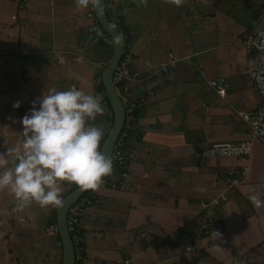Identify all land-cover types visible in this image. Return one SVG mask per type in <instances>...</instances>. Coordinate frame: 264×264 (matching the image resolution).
Here are the masks:
<instances>
[{"label": "crops", "instance_id": "0c3cea01", "mask_svg": "<svg viewBox=\"0 0 264 264\" xmlns=\"http://www.w3.org/2000/svg\"><path fill=\"white\" fill-rule=\"evenodd\" d=\"M29 2L18 8L12 0L0 1V89L6 91L0 93L6 118L0 153L13 147L7 135L22 136L20 118L47 88L63 90L68 80L79 89L81 77L91 78L99 93L101 66L111 49L92 33L87 12H93V0L85 8L76 0ZM243 6L238 18L234 0H181L179 5L172 0H113L111 9H121L128 18L125 52L134 69L149 71L167 63L169 55L177 61L172 71H158L133 86L139 115L128 131L133 152L129 175L115 188L99 185L94 190V202L81 217L83 264H185L181 246L188 243L198 251L191 264H264V205L257 208L248 199L256 192L264 200V146L248 135L235 114L261 101L244 71L243 39L264 27V0H243ZM246 15L252 16L251 23L243 22ZM192 22L202 26L191 29ZM71 63L75 76L66 68ZM218 77L227 83L223 98L208 84ZM16 101L23 114L9 120ZM222 141H249L251 151L243 157H197L200 149ZM233 171L243 174L221 206L223 232L201 238L199 201L225 189ZM3 191L10 200L0 199V212L6 209L13 223L0 234V264H50L38 257L36 225H15L26 216L10 207L15 198ZM168 233L174 237L161 241Z\"/></svg>", "mask_w": 264, "mask_h": 264}, {"label": "clouds", "instance_id": "9594fccd", "mask_svg": "<svg viewBox=\"0 0 264 264\" xmlns=\"http://www.w3.org/2000/svg\"><path fill=\"white\" fill-rule=\"evenodd\" d=\"M172 2L179 5L181 0ZM76 4L85 8L89 0H76ZM12 106L19 108L20 101ZM103 111L98 96L74 86L47 88L32 101V107L20 118L22 143L0 153V190L10 191L17 210L32 202L41 208L58 207L62 204L61 182L95 190L111 174L112 158L100 150L103 130L89 123ZM248 199L257 208L264 205L256 192Z\"/></svg>", "mask_w": 264, "mask_h": 264}, {"label": "built area", "instance_id": "2783aa9c", "mask_svg": "<svg viewBox=\"0 0 264 264\" xmlns=\"http://www.w3.org/2000/svg\"><path fill=\"white\" fill-rule=\"evenodd\" d=\"M106 2L107 6L110 5L111 9L113 0H106ZM87 16L92 18L91 30L94 36L102 43L108 44L111 47L112 43L110 36L96 21L94 13L87 12ZM243 45L245 49L244 71L261 97V101L252 110L236 111L235 114L248 128L250 137L257 139L259 143L264 146V27L256 31L248 32L244 36ZM129 59L130 55L124 52L113 76L115 87L125 109L124 130L128 129V127L136 121L134 113L136 110V102L131 94L133 86L158 71H172L175 62L177 61L174 57L169 55L167 63L161 64L153 69L150 68L151 70L149 71H144L134 69L130 64ZM208 84L216 95L222 98L224 97L227 90V83L223 77L210 79ZM122 136L119 135L111 155L113 170L110 175L103 178L102 183L100 184L102 187L111 186L112 188H115L121 183V178H126L129 175L127 164L132 160L133 154L126 146L124 140L125 131ZM250 151L251 143L249 141H222L212 143L211 145L200 149L197 152V157L200 159L227 156L243 157L248 156ZM242 174V171L237 173L234 171L229 172L225 179L226 188L217 192L212 198L203 200L199 203L201 238L207 240V238L209 239V236H220V234H222L223 223L220 209L227 198L228 188L238 185ZM233 175L235 177H233ZM94 199L95 191L90 189L77 198L67 213V226L75 249V264H83L85 248L83 245V235L80 233L81 217L85 210L93 204ZM47 234L49 236L58 235V228L55 223L48 226ZM170 237H172V233L164 234L160 240L162 241V239ZM155 240L156 239H153L152 241ZM149 244H151V241H149ZM207 246L209 247V242L207 243ZM183 252L187 254L188 260L192 259L196 253L198 254L194 244H186ZM188 262L189 261H187L186 264H188Z\"/></svg>", "mask_w": 264, "mask_h": 264}, {"label": "water", "instance_id": "95a60500", "mask_svg": "<svg viewBox=\"0 0 264 264\" xmlns=\"http://www.w3.org/2000/svg\"><path fill=\"white\" fill-rule=\"evenodd\" d=\"M93 13L101 28L110 36L112 43L110 56L100 74L103 97L107 99L112 110V123L100 144V150L106 156L111 157L116 141L125 125V109L115 87L113 76L129 41L130 29L125 23L121 9L107 10L106 0H93ZM132 16L135 17L133 14ZM89 190H82L79 186L74 187L61 198L62 204L55 208V224L58 228L62 250L61 264H75L76 262L75 249L67 226V213L77 198Z\"/></svg>", "mask_w": 264, "mask_h": 264}, {"label": "rangeland", "instance_id": "374dc122", "mask_svg": "<svg viewBox=\"0 0 264 264\" xmlns=\"http://www.w3.org/2000/svg\"><path fill=\"white\" fill-rule=\"evenodd\" d=\"M12 1L17 5L18 8L19 7L22 8V7H25L26 6V0H12ZM33 1L34 0H30L29 4H31V2H33ZM234 3H235V13H236L237 17L240 18L241 17L240 12H243L242 10L244 8V6H243V0H234ZM10 7H11L10 9L12 10V12L15 11L14 9H12L13 8V5L10 6ZM108 7H110V5H108ZM134 9H136V7H134ZM206 10L209 11V6L206 8ZM132 13L136 17V14H135L134 10L132 11ZM139 13H140V16H141V11ZM13 17L16 18L15 16H13ZM198 18H200L199 20L201 22H204V20H201L202 16L199 15ZM125 20L128 22V18L126 16H125ZM242 20H243V22H246L247 20H251L250 21V23H251L252 22V16L246 15L244 17V19H242ZM199 22L198 23L196 22L197 24L195 26L193 25L194 22H192L191 23L192 24V28L191 29H193V28L196 29L197 26L199 27V25L202 26V23H199ZM107 54L108 55H105V58L103 60V64L101 66V70L104 67V65H105V63H106V61L108 59L107 57L110 56L109 53H107ZM73 64H74V67L75 66L76 67H80V65H79L78 62L73 61ZM93 67L96 68L95 69V72H98V67H96L95 65H93ZM66 68L68 69V71L70 70V74L72 76H75L74 73H73V71H72V63L70 64V66H66ZM86 69H88V68H86ZM101 70H100V73H101ZM93 72L94 71L92 70L89 73L90 75H87V76H90L91 77V75H92ZM88 79L89 80H85V78H81V77L79 78V82H80L79 89L82 90L81 87H83V89L85 90L86 93L93 94L95 96H98L99 98L102 97L100 103H101V106L103 107L104 111L101 114H97L95 120L89 121V123L95 125L96 127L101 128L103 130V136H102V138H103L106 135V133L108 132V128L110 127V125L112 123V111L108 107V105H107V103H106V101H105V99L103 97V93H95L93 91V84H90L91 78H88ZM97 79H99V77H97ZM67 82H68V86L67 87H64L63 90H66V89H68L70 87H73V85H71V83L68 80H67ZM53 88H56L58 90L57 86H54ZM0 93L1 94L6 93V91L4 90V88H1L0 89ZM2 112H3V110L0 107V128L2 127V125H4V123L6 121L5 120L6 118L2 117ZM22 114H23V112L21 110H19L18 108H15L14 110H12L10 117L7 118V119H9V120L11 119L12 120L13 118H17L18 116H21ZM130 128L131 127H128V130ZM6 138H8L9 143L13 146L12 148H14L17 145L21 144L22 141H23V136L18 137V136L13 135V133L12 134L10 133L9 135H7ZM7 158L9 160V164L11 165V162H12L11 161V154H9L7 156ZM64 182L68 186L66 188H64V187H62L63 184L61 183V189H62V191L60 193L61 198L69 191V189L72 186L75 185L74 183H70V182L67 183V181H64ZM2 193L3 194L0 193V199L4 200L6 202L8 200H10V199H8L10 197L9 194H8V192L3 191ZM5 196H7L8 198H6ZM11 202H13V203L10 204V207L12 209H14L13 207L16 205L17 201L13 200ZM55 208H56V206H49V207L41 208L37 203L32 202V203L26 205L22 209V211H21L23 213L22 215H25L26 216V220H24L25 217H23L19 221H16L14 223H15V225H18V224H20V225H28V223H30L31 225H36V227H37V234H38L36 239H37V245H38L37 246V249H38V252H39V254H38L39 259L42 258L43 260H45V258H46L47 261H49V263L52 264V260L51 259L54 257V264H61V257H62L61 246L56 241V238H54L52 236H49L47 234V228H48V225H49V224H47V220H48V218L51 217L52 212H53V210ZM4 210H5V212H3V210L0 212V234H2V232H4V231L9 230L11 228L10 225L13 223L12 221L9 220L10 217L8 216V212L6 211V209H4ZM20 234L21 233H17V237H18V239L20 240V243H21L23 239H22V237H20ZM172 237H174V236L172 235ZM31 241L33 243L35 241V239L32 238ZM28 242H30V240H28ZM25 243H26V241H25ZM26 245H28V244H26ZM46 245H48L47 246L48 248L46 247ZM185 245L186 244H184V246ZM181 247H183V246H181ZM51 251H52V253H51ZM28 253L32 255V252L28 251ZM192 259L191 260H188L187 259V261H189L188 264H191Z\"/></svg>", "mask_w": 264, "mask_h": 264}, {"label": "trees", "instance_id": "16d2710c", "mask_svg": "<svg viewBox=\"0 0 264 264\" xmlns=\"http://www.w3.org/2000/svg\"><path fill=\"white\" fill-rule=\"evenodd\" d=\"M110 9V7H108L107 6V10H109ZM125 51H126V48H125ZM111 53V49L109 50V54ZM249 79V78H248ZM255 88V87H254ZM97 91L99 92V93H103V86H102V83H101V81H99V83H98V86H97ZM258 93V92H257ZM104 99H105V101H106V103H107V105H108V107L111 109V107H110V104L108 103V101H107V99L104 97ZM112 111V110H111ZM135 117H136V119H137V116L139 115V109L138 108H136V110H135ZM236 117H237V115H236ZM238 119V118H237ZM239 122H240V119H239ZM242 124H243V122H242ZM244 125V124H243ZM111 126V125H110ZM130 127H133V123L131 124V126ZM244 127H245V129H246V132L248 133V128L244 125ZM110 129V127L108 128V130ZM124 131H125V136H124V140H125V143H126V146H127V148L130 150V152L133 154V152H132V150L129 148V146H128V142H127V139H128V135H129V133H128V129H125L124 130V128L122 129V131H121V133H120V135L122 136V134L124 133ZM248 135H249V133H248ZM250 136V135H249ZM105 137V136H104ZM103 137V138H104ZM123 137V136H122ZM103 138L101 139V142H102V140H103ZM132 160H130L129 161V163L131 162ZM129 163L127 164V167L129 166ZM77 185H74V186H72L70 189H69V191L70 190H72L74 187H76ZM68 191V192H69ZM204 200V199H203ZM199 202H201V200L199 201ZM198 212H199V210H198ZM201 218V217H200ZM53 223H55V209L53 210V212H52V215H51V217L50 218H48V220H47V224H49V225H51V224H53ZM48 225V226H49ZM80 233L83 235V229H82V227H80ZM200 233H201V229H200ZM201 237H202V235H200ZM52 237H54V238H56V241L59 243V245L61 246V244H60V239H59V236L58 235H56V236H52ZM169 238H166V240H168ZM189 244V243H188ZM83 245H84V243H83ZM183 247H182V251H184V244L182 245Z\"/></svg>", "mask_w": 264, "mask_h": 264}]
</instances>
